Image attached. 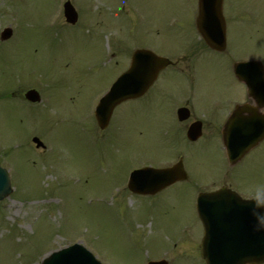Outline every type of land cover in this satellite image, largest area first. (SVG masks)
I'll list each match as a JSON object with an SVG mask.
<instances>
[{
	"label": "rangeland",
	"instance_id": "obj_1",
	"mask_svg": "<svg viewBox=\"0 0 264 264\" xmlns=\"http://www.w3.org/2000/svg\"><path fill=\"white\" fill-rule=\"evenodd\" d=\"M74 1L89 21L117 13L114 30L116 21L133 16L125 7H135L154 31L152 26L170 15L178 0ZM61 2L0 0V28L3 22H10L2 12L9 5L17 31L12 39L0 43V92L29 78L48 83L70 80L72 92L85 85L74 102L62 88H56L53 93L60 98L53 100L56 108L39 109L35 119L19 101H0V163L9 169L13 186L0 202V264H40L50 250L77 241L100 251L110 264H145L155 247H159L155 255L163 249L166 234L186 231L187 227L180 226L187 224L198 187L217 177L225 163L222 142L216 137L208 143L199 141L190 150L171 147L177 135L157 134V126L169 121L166 108L155 105L140 115L136 124L140 132L129 134L121 125L116 134L111 133L116 144L108 139L96 141L86 126L104 87L90 84L94 73L84 69L89 67L83 63L107 68L104 64L109 57L99 32L90 27L60 29L56 21ZM225 11L227 51L206 52V58L197 62L193 85L201 104L217 98L229 108L243 93L232 74V63L253 55L264 57V0H225ZM144 30H137L138 36ZM157 31L171 38L160 27ZM171 49L166 45L161 52L167 54ZM59 68L77 70L79 77L63 76ZM176 79L159 81L156 88L164 87L169 97H175L187 88L186 80ZM67 98L66 108L63 102ZM33 129L45 133L47 152V147L37 149L31 142ZM180 154L194 182L173 184L153 199L123 191L131 165L160 163ZM233 171L237 181L264 185V141ZM197 230L192 224L189 233ZM171 264L193 262L175 258Z\"/></svg>",
	"mask_w": 264,
	"mask_h": 264
},
{
	"label": "flooded vegetation",
	"instance_id": "obj_2",
	"mask_svg": "<svg viewBox=\"0 0 264 264\" xmlns=\"http://www.w3.org/2000/svg\"><path fill=\"white\" fill-rule=\"evenodd\" d=\"M114 3H116V1H114ZM196 14L197 0H178L170 15L164 17L163 19L157 20L160 24H155L152 26L154 31L156 27H160L162 31L171 37L170 39H167L164 34L159 35L158 31H152L151 26H147L145 24L137 25L135 21H131L129 18H126L123 21L124 24L116 21V23H118L117 30L113 29L115 20L114 17L101 16L89 21V18H87L84 14H81L82 16L80 17L79 22L75 23L74 25L67 23L64 24L69 30L79 27L84 30L87 27H90L92 31L95 30L101 34L102 41H111V47L107 46L104 48V50L105 52L110 53L113 68H84L87 69V71L94 73V76L89 79L91 81L90 84L97 86L108 83L109 81L112 82L119 74V68H117L119 63L118 57L127 53H131L136 48L142 47L154 50L161 55L165 54L176 58L174 63L166 66L162 71V75H160V81L174 77V81L178 77H181L183 80L187 81V88L182 90V92L175 97H169L168 90L164 87L157 89L156 86L153 85L154 87L151 86L143 97L121 103L114 108L109 121L110 123L103 132H114V134H116L119 131L121 125L127 127L129 134L134 133L136 130L140 132V129H138L139 127L136 126L140 115L155 105L156 108H166V118L169 121V123L157 126V134L164 133L167 134V136L170 134L177 135V140L175 139L176 142L173 141L171 143V147H173V145L180 146L182 144L181 136L185 134L189 124L195 121L200 122L202 134L204 136L213 137L220 134L223 122L228 117L230 111H228L227 108L222 105V103L220 104L215 101L210 102L208 100L201 104L193 83L196 77L195 68L198 67L197 62L206 58L205 53L208 51L214 53L221 52L209 48L197 34L194 24ZM87 21L88 23H84ZM140 28L145 29L141 33V37L137 34V30ZM141 39L145 40V42H143ZM166 45L171 46L172 48L171 52L167 54L161 52L163 51L162 47ZM168 68L172 69L167 70ZM78 73L79 72H77V70H74L71 75H75L77 78V76L79 77ZM82 81L84 80H80L79 82ZM85 84L87 83L85 82ZM11 87L12 85L8 88ZM27 87L24 88L23 86H20L15 92L5 91V93H9L13 97H22ZM31 87H35L41 93V96L44 95L45 99H48L49 101L54 99L60 100V98L56 97L53 93L56 88H62L64 92H67L69 94L68 98L70 100L75 97L74 95H78L81 90V87L79 86L77 90L72 92V83L70 80H60L48 84L44 83V86H40V84L37 83ZM68 98L66 100H68ZM246 100H248L247 97H244L243 102ZM176 104H179L178 109L181 107L188 108L186 119L181 121L177 119V108L175 107ZM171 106H173L172 114H170L169 111ZM186 146H189L190 148L192 144L187 143ZM167 160L168 159H165L160 163H152L160 166ZM186 171L187 176L185 179L176 183L191 182L195 179L188 169H186ZM217 183L229 185L231 187L234 185V188L240 192L242 197L245 198L258 196L262 199L264 196L263 183H257L251 186L244 181L238 182L235 178L228 177L226 170L224 176L213 178L212 189ZM194 222L198 230L195 231L192 236L187 234L186 237L180 241V244L178 248H176V251H174V254L176 255V258L179 259H185L191 262H203L200 258L198 248L201 238V226L197 219H194ZM184 227H186V225L180 226V228Z\"/></svg>",
	"mask_w": 264,
	"mask_h": 264
},
{
	"label": "water",
	"instance_id": "obj_3",
	"mask_svg": "<svg viewBox=\"0 0 264 264\" xmlns=\"http://www.w3.org/2000/svg\"><path fill=\"white\" fill-rule=\"evenodd\" d=\"M211 2V3H209ZM220 4L221 0H200V20L198 22V28L207 40L208 43H210L212 46H215L216 48L218 46L223 47V21L220 14ZM73 8L70 4H65V14L66 17L72 21L75 19V13H72ZM9 35V31L5 32ZM5 34V37L7 35ZM3 37V38H5ZM220 47V49L222 48ZM139 57L142 58L139 55H134V58ZM150 59V58H149ZM138 63V62H137ZM161 63V64H160ZM162 64H165V61L158 60L157 62L154 59H150L148 61V64L145 65V69L143 70V73H138L139 75L137 77H133L134 70L136 72L138 71V68L131 69L130 72L125 73L120 79H118L115 84L111 87L110 91L101 98L100 100V108L102 109V119L103 121H107V118L109 116L110 110L112 107L129 97H133L138 95L139 93H142L149 82L154 78L155 73L161 67ZM251 63H247V66ZM139 65V64H138ZM246 65V64H243ZM241 66L238 65L236 67V72L238 76L241 79H245L247 77L246 75V69L247 68H240ZM260 68V67H259ZM264 86V81H262ZM251 95L255 98L260 99V105H264V93L258 94L256 89L253 88V90L250 92ZM260 95H263L262 97ZM241 109H238L236 114H239ZM238 130L242 129L241 124L238 126H235ZM262 136H245V135H228L224 137V144L227 148V152L229 154V157L231 160L237 159L240 155H242L247 149L254 146ZM38 144H40L38 142ZM170 175V174H169ZM169 180V179H168ZM168 180L165 181L168 182ZM147 186L141 187L140 191H145ZM11 191L10 183H9V177L6 173V170L2 167H0V199L7 196L9 192ZM202 200H206L209 202H223L226 205H224L225 208H229V204H233V201L235 200L232 197V194L230 192H227L224 189H221L220 191H217L216 193L205 195L201 197ZM251 202H242L239 203V208H242V210H251L255 209L257 211V214L248 213L244 217L248 219L247 224L250 226V230L253 232L258 231V235H260V238L263 234V238L260 240L259 247L256 248V242L255 245H248L247 248H245V245L242 248V251H252L256 252L259 251L258 254L251 255L248 254L247 256L244 255L240 258H238L236 261L231 262L230 264H243L244 261H253V262H259L264 260V210L260 205L257 207H254ZM244 208V209H243ZM208 216V213H207ZM256 218L260 220L258 224L256 223ZM203 219L205 221V231L206 234H208L209 229V222L208 219L203 216ZM208 244V243H207ZM206 248V247H205ZM208 248V246H207ZM89 256V253L83 249L80 245L75 244L72 246H69L67 248H64L60 251L54 252L52 255H50L48 258L43 260L42 264H92L94 262L93 258L89 257V260H87V257ZM206 260L208 264H222L225 263V260H219L218 263L212 261L206 257ZM228 264V263H226Z\"/></svg>",
	"mask_w": 264,
	"mask_h": 264
}]
</instances>
